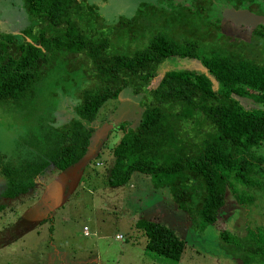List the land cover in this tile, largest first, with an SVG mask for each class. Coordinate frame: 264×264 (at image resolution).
<instances>
[{
  "label": "trees",
  "instance_id": "16d2710c",
  "mask_svg": "<svg viewBox=\"0 0 264 264\" xmlns=\"http://www.w3.org/2000/svg\"><path fill=\"white\" fill-rule=\"evenodd\" d=\"M164 1L165 7L161 0L141 1L129 16L104 22L97 4L86 0H22L25 24L0 27V107L27 108L57 60L78 66L87 83L65 122L38 123L40 132L36 127L26 136L30 152L15 160L0 153L6 182L0 195L25 193L49 164L61 170L79 160L98 108L127 87L140 95L141 114L135 126L117 124L121 135L110 148L106 184L121 185L133 171L148 175L153 189L168 190L195 231L213 224L225 254L241 264H264V224L246 223L236 233L220 218L227 191L238 205L264 193V155L255 152L264 142V22L241 32L232 27L242 46L224 45L231 31L221 27L217 6L209 5L212 21H194L190 10L200 9L201 0H194L200 6ZM219 6L264 14V0ZM238 97L261 105L244 106ZM133 226L147 250L178 261L184 240L172 228L153 216L138 217Z\"/></svg>",
  "mask_w": 264,
  "mask_h": 264
},
{
  "label": "rangeland",
  "instance_id": "374dc122",
  "mask_svg": "<svg viewBox=\"0 0 264 264\" xmlns=\"http://www.w3.org/2000/svg\"><path fill=\"white\" fill-rule=\"evenodd\" d=\"M86 1L97 4L99 16L104 22H113L120 15L129 16L141 1L158 2ZM193 1L186 0L190 5H201ZM201 1L200 9L190 10L192 18L194 21H212L209 5L217 6L215 9L220 11L221 27L225 33L231 31L232 39L228 41L222 37L224 45L242 46L243 42L238 38L240 33L234 32L232 27L239 28L241 32L264 22V14L255 15L246 9L219 6L224 0ZM161 3L165 7V1L161 0ZM6 20L13 22L9 24ZM24 21L27 17L22 0H0V27L16 29L22 27ZM66 63L57 60L51 69L45 71L35 86L38 94L35 99H28L27 108L7 110L0 107V153L4 157L15 160L21 154L30 152L31 148L22 141L27 140L26 136L31 135L34 128L40 132L38 123L43 126L54 118L53 124H62L70 116L67 107L77 102L79 91L87 79L78 66L68 69ZM172 63L197 64L194 60ZM139 98V94L125 87L117 97L105 100L97 110L86 151L79 160L61 170L49 164L25 193L14 197L0 195V264L32 263L34 245L23 252L21 249L28 244L30 237L35 236L33 227L39 232L37 237L41 238L44 251L43 263L37 260L36 264H69L56 257L55 253L62 250L66 258L72 250L79 264H241L238 258L225 254L218 247V231L213 224L206 225L200 232L195 231L185 212L174 207L168 190L165 187L153 189L148 175L133 171L128 181L121 185L106 184L112 160L110 148L121 135L117 124L125 121L129 126L136 125L141 114ZM238 99L244 106L261 105L250 98ZM255 152L264 155V142L255 148ZM5 186V178L0 174V193ZM147 216L159 219L184 240L183 251L176 263L146 249L145 238L133 222L138 217ZM220 218L225 222L224 227L236 233L242 232L246 223L264 224V193H258L250 204L238 205L227 191ZM118 233L122 235L119 239L115 238ZM48 238L49 243L46 244Z\"/></svg>",
  "mask_w": 264,
  "mask_h": 264
},
{
  "label": "crops",
  "instance_id": "0c3cea01",
  "mask_svg": "<svg viewBox=\"0 0 264 264\" xmlns=\"http://www.w3.org/2000/svg\"><path fill=\"white\" fill-rule=\"evenodd\" d=\"M33 231H34L33 233H35V236H32V237H30V239H28V244L25 245L24 247H22L21 252H23L25 249H30L31 246L34 245L32 247V249L35 248L34 251H32V252L30 251L32 253L31 254V256H32V259H31L32 263L31 264H36L38 262L37 260H40L43 263V253H44V251L42 249L43 248L42 244L40 243V239L41 238L39 239L37 237V236H39V232L37 231V228L33 227ZM0 237H1V235H0ZM33 237H35L34 240L32 239ZM37 240H39V241H37ZM48 243H49V238L47 239V243L46 244H48ZM55 255L60 261L69 262V264H79V261H76L78 259V257H77L76 254L72 253V250H71L70 253H68V257L67 258L65 256L64 250H62L61 253H59V252L55 253Z\"/></svg>",
  "mask_w": 264,
  "mask_h": 264
},
{
  "label": "built area",
  "instance_id": "2783aa9c",
  "mask_svg": "<svg viewBox=\"0 0 264 264\" xmlns=\"http://www.w3.org/2000/svg\"><path fill=\"white\" fill-rule=\"evenodd\" d=\"M84 229H85V227H84ZM84 233H87V232L85 231ZM121 236L122 235L120 233H118V234L115 235V238H118L119 239Z\"/></svg>",
  "mask_w": 264,
  "mask_h": 264
}]
</instances>
